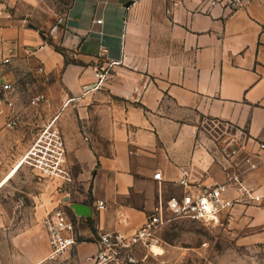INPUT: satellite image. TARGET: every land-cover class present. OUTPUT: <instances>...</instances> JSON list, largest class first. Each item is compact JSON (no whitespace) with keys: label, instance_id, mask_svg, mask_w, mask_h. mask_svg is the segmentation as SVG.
<instances>
[{"label":"crops","instance_id":"obj_1","mask_svg":"<svg viewBox=\"0 0 264 264\" xmlns=\"http://www.w3.org/2000/svg\"><path fill=\"white\" fill-rule=\"evenodd\" d=\"M55 2L0 0V59L10 60L0 66V92L7 82L15 102L21 88L49 98L42 128L54 122L62 134L75 181L66 191L41 179L35 220L13 245L27 264H88L99 235H132L159 205L196 192L179 185V168L191 184H225L235 173L226 141L264 143V0L233 13L204 0H70L65 10ZM102 70L109 79L94 91ZM201 119L239 135L216 140ZM0 122L1 152L9 131L4 116ZM14 176L0 179V189ZM243 181L251 199L230 187L229 198L238 199L231 219L246 217L249 246L264 245V168ZM96 201L106 209L96 212ZM56 208L72 221L76 243L50 260L43 222Z\"/></svg>","mask_w":264,"mask_h":264},{"label":"built area","instance_id":"obj_2","mask_svg":"<svg viewBox=\"0 0 264 264\" xmlns=\"http://www.w3.org/2000/svg\"><path fill=\"white\" fill-rule=\"evenodd\" d=\"M256 0H204L211 8H220L224 12L233 13L245 8ZM0 4V13H1ZM101 24V21H96ZM9 58H1L0 66L9 64ZM42 72V69L39 70ZM96 83L92 90H99L109 79L108 70L95 72ZM15 86L5 83L0 92V118L4 116L5 127L14 130L19 126V114L16 110L14 93ZM49 98L44 94H35L30 100V106L39 107L49 104ZM7 114H4V110ZM222 152L228 156L230 168L235 173L228 176L227 182L221 185L204 186L191 184L190 173L187 168H179V185L183 188H195L194 194L186 193L181 199L175 197L159 205L153 214L147 218L143 226L132 235L120 232L104 233L99 235L98 251L95 255L86 258L88 264H125L133 263L132 251L134 248H150L155 242L156 234L174 219H187L194 222L210 224L221 214H230L238 199H251L250 190L243 181L246 173L264 168V143H259L253 149L248 147V139L242 135L229 138ZM238 160V161H237ZM22 166L33 169L40 179L56 184L74 185V175L67 166L65 154V141L62 134L54 127V122L43 127L36 136L32 145L19 160ZM154 179L160 181L161 174H155ZM238 195L235 201L228 196V189ZM96 212L106 209L103 201H96L93 205ZM43 226L50 248L49 259L54 260L67 253L75 245L74 226L67 213L62 208H56L47 213Z\"/></svg>","mask_w":264,"mask_h":264},{"label":"rangeland","instance_id":"obj_3","mask_svg":"<svg viewBox=\"0 0 264 264\" xmlns=\"http://www.w3.org/2000/svg\"><path fill=\"white\" fill-rule=\"evenodd\" d=\"M69 2L56 0L54 4L65 10ZM33 95L21 88L15 102L20 125L14 130L7 129L0 152V179L15 174L0 189V264H27L13 239L35 220L32 197L41 192L44 182L32 168L19 162L45 120L42 106H30ZM199 125L216 140L239 135L233 127L219 121L201 119ZM69 186L71 190L75 187L64 185L66 191ZM231 218L230 214H221L210 224L174 219L156 234L153 244L157 247L153 246L151 252L149 248H134L133 263L125 264H264V245L249 246V220L243 216Z\"/></svg>","mask_w":264,"mask_h":264},{"label":"trees","instance_id":"obj_4","mask_svg":"<svg viewBox=\"0 0 264 264\" xmlns=\"http://www.w3.org/2000/svg\"><path fill=\"white\" fill-rule=\"evenodd\" d=\"M54 49H55V51H57L58 53H60L61 55L64 56V58H65V60L67 61V63H70V62H68V59H67V57H66V53H65L64 50H62L61 48L56 47V46H54ZM71 63H73V62H71ZM234 129L237 130L236 128H234ZM237 131H238V130H237Z\"/></svg>","mask_w":264,"mask_h":264},{"label":"bare ground","instance_id":"obj_5","mask_svg":"<svg viewBox=\"0 0 264 264\" xmlns=\"http://www.w3.org/2000/svg\"><path fill=\"white\" fill-rule=\"evenodd\" d=\"M20 165H21V164H20ZM153 246H154V247H157L156 244H155V245L152 244V245L150 246V248H149V249H150V252L152 251L151 249L153 248ZM153 250H154V249H153ZM154 251L156 252V251H157V248H156V250H154Z\"/></svg>","mask_w":264,"mask_h":264}]
</instances>
